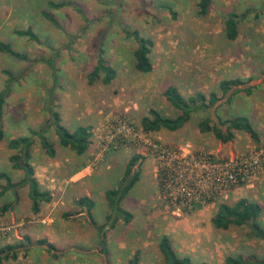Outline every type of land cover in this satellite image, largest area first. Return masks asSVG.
Masks as SVG:
<instances>
[{
	"label": "rangeland",
	"instance_id": "obj_1",
	"mask_svg": "<svg viewBox=\"0 0 264 264\" xmlns=\"http://www.w3.org/2000/svg\"><path fill=\"white\" fill-rule=\"evenodd\" d=\"M49 1L0 0V41L27 53L31 59L20 60L0 51V89L9 81L4 69L11 71L14 77L5 105L6 138L0 141V169L13 175L15 180L23 176L22 171L11 167L12 150L7 141L45 125L50 119V109L59 110L69 128L82 124L91 126L92 143L82 155L60 146L57 156L50 157L36 138L35 174L42 187L52 193V200L50 204L43 203L39 213H34L27 188L21 189V199L14 209L0 213V245L28 234L32 241L18 259L32 264L29 257L36 250L43 256L39 261L51 264L48 244L38 242L41 238L48 240L39 227L40 218L49 214L51 222L57 225L50 233L59 237L55 232L66 231L72 220L70 216L64 217V213H74L73 199L87 195L88 191L94 197L97 216H100L104 205L108 207L105 190L117 187L118 176L123 174L129 159L140 153L143 155L140 181L123 201V206H129L135 218L132 226L124 223L119 231V238L132 240V257L140 251L139 264H167L159 252L158 241L172 230L175 236L170 237L177 252L192 253L197 262L224 264L227 255L238 253L264 260V241L249 239L247 227L217 230L219 233L215 235L221 246L213 249V254L207 248L198 252L190 236L198 225L204 229L203 223L213 216L220 202L234 200L230 196L233 191L255 192L264 199V164L246 184L206 196L190 210L178 208L164 198L163 171L156 150L171 147L193 153L211 152L216 157L227 158L231 154L256 153L264 148V115L259 116L252 109L257 100L264 99V0H213L206 16L198 14V0H52L69 2L59 9L49 7ZM43 11L51 13L61 28L44 17ZM233 11L245 13V18L240 21L238 38L232 41L226 35L225 20ZM173 12L177 15L175 18ZM28 27L40 40L15 33L17 29ZM127 29H138L154 39L151 72L136 70L137 43L127 36ZM101 49L104 50L102 56L115 67L117 75L110 84L101 80L89 84L88 75L97 64ZM235 77L252 79L224 94L220 89L221 80ZM170 85L178 87L186 97L197 91L207 95L215 91L221 100L195 113L177 131L161 129L146 133L141 120L149 114V109L155 108L168 116L178 114L164 95ZM248 87L252 88L251 94L244 90ZM238 115L260 124L258 142L245 132H237L232 141L222 143L213 133H201L198 129V122L204 117H210L212 123L226 129L220 120ZM48 127L47 136L56 141L53 128ZM77 169L83 176L77 175ZM102 169L110 171L106 173L108 178L101 181L97 176L93 178ZM143 193L148 197L141 202ZM141 195L143 197L139 198ZM9 202L14 203L12 192L0 198V206ZM85 226L82 224L83 232L92 233Z\"/></svg>",
	"mask_w": 264,
	"mask_h": 264
},
{
	"label": "trees",
	"instance_id": "obj_2",
	"mask_svg": "<svg viewBox=\"0 0 264 264\" xmlns=\"http://www.w3.org/2000/svg\"><path fill=\"white\" fill-rule=\"evenodd\" d=\"M213 0H198V14L206 16L209 13ZM69 2L49 1L48 5L51 8H63ZM170 10L171 7L167 6ZM82 15L84 12L79 8ZM43 16L49 21L61 28L59 22L52 16L51 13L43 11ZM174 18L177 16L173 12ZM86 18V17H84ZM245 18V13L230 12L225 20L226 35L229 40H236L239 36L240 21ZM16 34L20 36H28L34 40H40L37 33L31 27L26 29H17ZM127 36L135 39L137 46L134 50L135 68L139 72L148 73L153 70V61L151 54L155 46L153 38L143 35L138 29L126 30ZM0 51L20 60L31 61L28 54L22 51L15 50L9 43L0 41ZM104 50H100V56L97 64L88 75L89 84H94L97 80H101L104 84H110L117 75V70L112 66L102 54ZM3 72L8 75L9 81L0 89V141L5 140L6 132L4 129V114L5 105L12 91V79H14L11 71L4 69ZM241 77L223 79L220 82V89L226 94L234 86H242L246 81ZM247 94H251L252 88L244 89ZM50 94H53V89H50ZM166 99L177 110L176 116H168L162 114L159 110L151 108L149 114L145 115L141 120V125L146 133L166 129L169 131H177L188 123L192 116L200 110H207L216 105L221 96L215 91L208 95L203 91H197L188 97L179 90L175 85L167 86L164 90ZM220 123L226 126L223 129L218 124L212 123L210 117H204L198 122V129L201 133H213L214 136L222 143L232 141L237 132H245L250 137L258 142L260 134L251 120L244 115L235 116L232 119H221ZM45 125L39 129H33L28 135H20L11 138L7 141V146L12 150L9 159L11 167L14 170L23 172L20 179L15 180L13 175L0 169V198L8 192H12L14 203H3L0 206V213H6L14 209L16 202L21 199L20 190L27 188V196L30 201V207L34 213L41 211V206L44 202L52 200V193L42 187L36 177L35 167L33 165V151L36 145V138L40 140V145L46 154L50 157H55L58 152V147L69 148L76 154L81 155L87 152L92 143V128L91 126L79 125L75 129L69 128L63 121L61 112L56 109H50V119L45 121ZM51 126L57 140L54 141L47 136L48 129ZM143 155L135 153L127 162L120 183L115 188L107 189L105 192L107 204L111 209V214L108 219L113 220L114 225L118 220L122 219L126 224L133 221L134 214L123 206L124 199L128 196L131 189L141 178V160ZM79 206H86L89 214L92 215V209L95 205L93 199L88 196H83L77 200ZM262 206L248 198H240L233 203L220 202L217 210L212 218L213 227L217 230H228L233 226L247 227V237L264 241V222L262 220ZM94 221V220H93ZM94 224L96 222L94 221ZM30 235L25 234L22 239L14 242H7L0 245V264H6L17 260L20 253L27 248L31 243ZM40 244H48V249H55V245L49 243L47 239H39ZM158 249L167 264H209L208 262H197L189 255H181L173 246L171 238L164 234L158 241ZM140 251H137L132 257L131 264H139ZM224 264H264V260L256 255L246 256L243 254H230L224 259Z\"/></svg>",
	"mask_w": 264,
	"mask_h": 264
},
{
	"label": "crops",
	"instance_id": "obj_3",
	"mask_svg": "<svg viewBox=\"0 0 264 264\" xmlns=\"http://www.w3.org/2000/svg\"><path fill=\"white\" fill-rule=\"evenodd\" d=\"M252 109L255 113H258L259 116L264 115V111H263L264 99H262V97H261L260 101L257 100V102L255 103V105ZM252 115H254V114H252ZM251 122L256 127V129L258 130V132L260 134V131H259L260 130V128H259L260 124L256 125L257 122L254 123L253 119H251ZM66 125H68V124H66ZM77 126H79V125H77ZM86 126H89V125H86ZM76 127L71 128V129H75ZM23 135H26V134H23ZM12 138H14V137H12ZM34 152H35V149L33 151V159H34ZM34 163L35 162L33 160V165H34ZM49 164L51 165V163H49ZM77 170H75V172ZM122 172H124V170ZM76 173L78 176H83V172H81V170H78ZM106 173H110V171L104 170V169L99 170L98 172H96L95 175H93V178H94V176H97L99 178L98 180L101 181L102 178H104V177L108 178L109 175ZM141 173H142V171H141ZM122 176H123V174H121L120 177L118 176L117 186L119 185L120 179ZM93 178H92V180H93ZM98 180H95V181H98ZM131 191H132V189H131ZM258 192H260V191H258ZM237 193L240 194V197H235ZM142 195H144V198H142L143 197ZM142 195L139 198H142L141 202H144L148 196H146L145 193H143ZM83 196H88L91 199H93V201L95 202L91 191H88L87 195H81L78 198L73 199L72 204H74V206H73V208L75 209V211H73L74 213L69 212V211L64 213V217H65V215L67 217L70 216L72 220L70 222L68 229H66V231H64L63 233L55 232V234L58 235L59 237H57V236L53 237L50 233V229L54 230L57 228L56 223L53 224V222H51L52 218H50V215L48 214L47 216L40 218V222L42 224H40L39 227H40L41 231L44 233L43 236L48 237L47 241L55 244V247H56L55 249L50 250V249H48V246L45 245V246H47V249L49 251H51L50 253L52 254V255H50V258H49V260L51 261V264H131L132 240H129V239L126 240V239H123L121 237L119 238V235L121 234V233H119V231H120V229H122L121 226H124L125 222L122 219H120V220H122L123 223L119 224L120 220H118L113 225L112 224L113 220L108 219L109 215L111 214L110 213V207L109 206L106 207L105 205L101 211V215L97 216L96 202H95V205L92 209V215H90L88 208L86 206L82 207V206H79L77 204V200ZM230 196L233 197V199H234L230 203H233L240 198H248L252 201L258 202L262 207H264V199L260 198L258 193L256 195L255 192L233 191ZM44 203H46V202H44ZM48 203L50 204V202H48ZM41 207H43V206H41ZM149 208H151V207H149ZM126 209H128L129 211L132 212V209L129 206ZM214 214H213V216H214ZM212 217L205 220V222L203 223L205 226L204 229L201 228V225L200 226L198 225L197 231H192L193 235H190L194 240L193 244H195L197 246V248L199 249L198 252H200V249L207 248L208 250L211 249L210 253L213 254V252H212L213 249L214 250L217 248L219 249V247L221 246L220 243L218 242V239H216L215 232L217 233L218 231H217V229H215L213 227ZM134 218H135V216H134ZM93 220L96 222V224H94ZM197 222H200V221H197ZM82 224L87 225V226H85V228L86 227L90 228L92 233H89V234L84 233L83 232L84 227L82 228ZM127 225L129 227L132 226V221L129 222ZM173 232H175V231L172 230V233L165 232V234L168 235L169 237L170 236L174 237L175 234ZM61 237L63 238L64 241L61 239ZM60 241H63V242H60ZM38 250L44 251V249H38ZM192 250L196 251V249H194V248ZM29 255H30V252H29ZM187 255H189L192 259L194 258V254H192V253L187 254ZM42 257L43 256H41V255L39 256L38 251L35 250L34 255L32 254V257H29V260L32 261V264H45L46 262L39 261ZM141 259L143 260L144 258L141 257ZM58 261H60L61 263H59Z\"/></svg>",
	"mask_w": 264,
	"mask_h": 264
},
{
	"label": "built area",
	"instance_id": "obj_4",
	"mask_svg": "<svg viewBox=\"0 0 264 264\" xmlns=\"http://www.w3.org/2000/svg\"><path fill=\"white\" fill-rule=\"evenodd\" d=\"M156 150L163 171L164 198L178 208L190 210L206 196L246 184L264 164V148L256 153L231 154L227 158L216 157L211 152L193 153L171 147H157ZM7 264L30 263L18 259Z\"/></svg>",
	"mask_w": 264,
	"mask_h": 264
}]
</instances>
